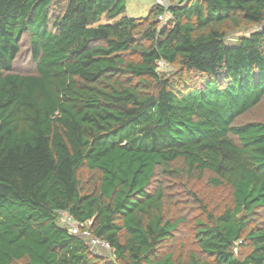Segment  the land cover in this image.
I'll return each mask as SVG.
<instances>
[{"label": "trees", "instance_id": "obj_1", "mask_svg": "<svg viewBox=\"0 0 264 264\" xmlns=\"http://www.w3.org/2000/svg\"><path fill=\"white\" fill-rule=\"evenodd\" d=\"M125 10L0 0V264H264V120L240 122L263 105L264 28L229 41L264 24V0ZM23 43L33 67L17 71ZM200 181L228 201L210 209ZM173 184L204 214L192 242Z\"/></svg>", "mask_w": 264, "mask_h": 264}, {"label": "rangeland", "instance_id": "obj_2", "mask_svg": "<svg viewBox=\"0 0 264 264\" xmlns=\"http://www.w3.org/2000/svg\"><path fill=\"white\" fill-rule=\"evenodd\" d=\"M175 3L179 0H173ZM153 0H126V10L125 14L129 17H141L146 16L149 10V7L153 3ZM99 22H108L104 16L100 18ZM258 28H264V24L262 25H255L251 28H241L239 30H232L229 33V41L233 42L238 35L247 34L250 31ZM28 47L25 43L22 44L21 47V53L19 54V57L15 61V69L17 71H28L30 68L33 67V64L30 62V57L28 56ZM161 66L160 69L169 71L172 67L167 66L164 67ZM176 66H174L175 68ZM263 105L259 108H254L252 111L247 113L246 115L242 116L240 119V122L245 121H252V120H264V100ZM171 184V183H170ZM175 185V186H174ZM168 190L171 189L170 194L172 196H175L177 194V184H173L172 186L167 187ZM194 190L199 198L204 200L208 203L210 209L218 210L222 207L224 203L228 201V191L227 189H214L206 185V183L203 181L196 182L194 184ZM177 196V195H176ZM176 196L174 197L173 201V207L177 209V212L182 213V215L186 218V222L180 224L179 229H177V238L184 240L186 242H192V227L190 226V223L192 221H196L197 217H203V211H201L198 207H196L190 199H187L188 201H178L176 199ZM178 197V196H177ZM189 197V195L187 196ZM98 252L104 253L105 255L112 256V253L110 250H104L100 247H98Z\"/></svg>", "mask_w": 264, "mask_h": 264}, {"label": "built area", "instance_id": "obj_3", "mask_svg": "<svg viewBox=\"0 0 264 264\" xmlns=\"http://www.w3.org/2000/svg\"><path fill=\"white\" fill-rule=\"evenodd\" d=\"M156 4H159L163 7H167L170 5V0H153ZM164 15H159L158 19L163 20ZM158 68L164 65L163 61H158ZM60 222L63 226L69 230L73 235H78L84 238L91 248L98 249V247L104 250H110L111 247L109 243L103 239L98 238L93 235L90 229V222L82 223L77 221L72 214L68 211H62L60 216ZM98 251V250H97Z\"/></svg>", "mask_w": 264, "mask_h": 264}]
</instances>
